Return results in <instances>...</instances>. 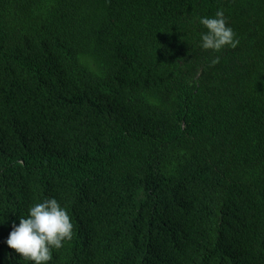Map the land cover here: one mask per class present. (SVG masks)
I'll return each mask as SVG.
<instances>
[{
  "label": "trees",
  "instance_id": "16d2710c",
  "mask_svg": "<svg viewBox=\"0 0 264 264\" xmlns=\"http://www.w3.org/2000/svg\"><path fill=\"white\" fill-rule=\"evenodd\" d=\"M50 198V264H264V0H0V264Z\"/></svg>",
  "mask_w": 264,
  "mask_h": 264
},
{
  "label": "clouds",
  "instance_id": "9594fccd",
  "mask_svg": "<svg viewBox=\"0 0 264 264\" xmlns=\"http://www.w3.org/2000/svg\"><path fill=\"white\" fill-rule=\"evenodd\" d=\"M199 23L207 29L201 35V47L204 50L219 53L226 47H238L240 41L229 26L224 11H217L212 18L202 17ZM213 63H219V57ZM73 229L67 210L55 198L45 199L32 206L28 217L20 219L18 226L13 224L7 245L26 261L50 264L53 249L59 250L65 241H70Z\"/></svg>",
  "mask_w": 264,
  "mask_h": 264
}]
</instances>
